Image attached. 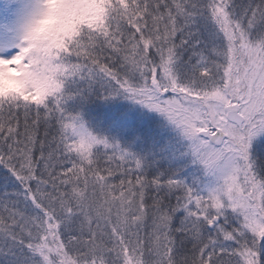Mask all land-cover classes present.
Instances as JSON below:
<instances>
[{
    "label": "snow or ice",
    "instance_id": "6c2138e0",
    "mask_svg": "<svg viewBox=\"0 0 264 264\" xmlns=\"http://www.w3.org/2000/svg\"><path fill=\"white\" fill-rule=\"evenodd\" d=\"M0 61V264H264V0H32ZM90 93L179 144L93 132Z\"/></svg>",
    "mask_w": 264,
    "mask_h": 264
},
{
    "label": "trees",
    "instance_id": "16d2710c",
    "mask_svg": "<svg viewBox=\"0 0 264 264\" xmlns=\"http://www.w3.org/2000/svg\"><path fill=\"white\" fill-rule=\"evenodd\" d=\"M2 23L3 27L10 24L7 14ZM66 108L73 113L79 112L93 132L115 137L122 146L149 159L161 148L179 144L178 136H171L173 130L170 127L165 129L162 119H156L153 114L142 110L137 112L141 105L123 97L105 100L90 93L83 99L68 100ZM156 158L159 159L158 156ZM185 163L189 169L195 168L190 160ZM161 166L167 167V161H162Z\"/></svg>",
    "mask_w": 264,
    "mask_h": 264
},
{
    "label": "rangeland",
    "instance_id": "374dc122",
    "mask_svg": "<svg viewBox=\"0 0 264 264\" xmlns=\"http://www.w3.org/2000/svg\"><path fill=\"white\" fill-rule=\"evenodd\" d=\"M31 2L32 0H0V36H18L20 25L22 24L24 17L27 14ZM5 14L8 15L10 24L6 27H3L2 20ZM141 110L142 112L145 111L147 114H153L156 119H162L164 124L166 125L165 129L170 127L173 130L171 136H177L176 131L172 128L171 125L168 124L166 118L161 114L155 112L154 110L146 109V107L143 106H141V108H139L137 112L140 113ZM194 169L195 168H193L192 171H195Z\"/></svg>",
    "mask_w": 264,
    "mask_h": 264
},
{
    "label": "clouds",
    "instance_id": "9594fccd",
    "mask_svg": "<svg viewBox=\"0 0 264 264\" xmlns=\"http://www.w3.org/2000/svg\"><path fill=\"white\" fill-rule=\"evenodd\" d=\"M14 65L0 61V89L7 90L10 86L19 87L20 77L17 75L18 69Z\"/></svg>",
    "mask_w": 264,
    "mask_h": 264
}]
</instances>
